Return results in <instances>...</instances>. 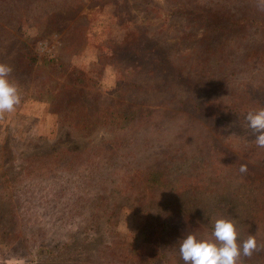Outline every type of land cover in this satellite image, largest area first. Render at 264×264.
<instances>
[{
    "label": "rangeland",
    "instance_id": "rangeland-1",
    "mask_svg": "<svg viewBox=\"0 0 264 264\" xmlns=\"http://www.w3.org/2000/svg\"><path fill=\"white\" fill-rule=\"evenodd\" d=\"M180 1L230 11V0H36L18 22L16 9L11 55L24 49L40 69L13 68L22 103L0 118V264H184L179 240L210 237L218 218L264 245V149L245 120L264 105V62L247 56L261 36L205 39ZM128 34L136 51L119 53Z\"/></svg>",
    "mask_w": 264,
    "mask_h": 264
},
{
    "label": "trees",
    "instance_id": "trees-1",
    "mask_svg": "<svg viewBox=\"0 0 264 264\" xmlns=\"http://www.w3.org/2000/svg\"><path fill=\"white\" fill-rule=\"evenodd\" d=\"M36 0H0V63L9 64L14 68L17 73H24L25 76H32L40 67L37 65V56L29 55L26 50H20L18 47V52L11 55L12 50L15 49L14 42L18 41L16 37V32L7 26L9 22L14 18H17L16 9L20 8L22 11V16L18 19V22L22 18L26 17L31 11L34 2ZM192 2V1H191ZM186 1L183 3L180 1L181 7L177 9L179 15L184 17L188 21V25L194 28H205L204 38L211 39L213 36L219 34L220 32L230 33L231 31H248L250 29H255L261 36L260 48H251L247 52V56L251 59L255 58L259 62H264V11L257 8V0H230V11L222 14L218 5L214 3H191ZM27 4V5H25ZM58 16L55 14L54 17ZM61 17V16H60ZM57 17L55 20H57ZM126 43L120 49L124 52L136 51L134 42L136 40L133 34H128L126 36ZM138 41V40H137ZM119 54H114V57L118 59ZM12 57V58H11ZM11 58V59H10ZM11 60V64L9 63ZM141 68V64L138 65ZM79 72L78 70H76ZM75 71V72H76ZM75 91L74 86L65 84L61 87V94L67 95L68 93H73ZM84 89L77 90V97L79 95L85 94ZM261 107H264L261 106ZM118 124H122L126 120L132 121L131 115H126L123 111L117 112L113 115ZM79 126V127H78ZM77 129L87 130L89 129L88 123L85 119L81 123H77ZM256 256V255H254ZM161 258L164 255L160 256ZM159 258V257H158ZM255 261L252 258L241 257L239 264H264V255H259ZM179 259H177L175 264H179ZM156 264V262H155ZM168 264V263H167Z\"/></svg>",
    "mask_w": 264,
    "mask_h": 264
},
{
    "label": "clouds",
    "instance_id": "clouds-1",
    "mask_svg": "<svg viewBox=\"0 0 264 264\" xmlns=\"http://www.w3.org/2000/svg\"><path fill=\"white\" fill-rule=\"evenodd\" d=\"M257 8L264 11V0H257ZM13 68L0 63V118L13 113L22 103L18 85L10 79ZM246 130L250 132L256 147L264 149V107L248 111L245 115ZM240 173L248 171L241 164ZM239 233L232 220H215L210 237L198 238L188 234L179 240V255L184 264H239L241 257H251L264 245H259L255 235L239 240Z\"/></svg>",
    "mask_w": 264,
    "mask_h": 264
}]
</instances>
